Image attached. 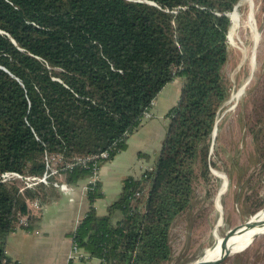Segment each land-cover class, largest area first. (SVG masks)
Returning a JSON list of instances; mask_svg holds the SVG:
<instances>
[{
  "label": "trees",
  "instance_id": "1",
  "mask_svg": "<svg viewBox=\"0 0 264 264\" xmlns=\"http://www.w3.org/2000/svg\"><path fill=\"white\" fill-rule=\"evenodd\" d=\"M240 1L0 0V264H20L7 254V238L18 226L34 228L60 199L55 181L84 179L89 207L69 233L82 255L69 264L171 259V227L192 204L198 168L214 177L212 135L229 97V13ZM177 77L181 94L167 113L157 160L124 177L99 213L96 201L105 192L100 178L89 180L94 168L127 147ZM104 151L107 157L88 165L64 167ZM53 153L64 161L49 182L3 179L8 171L43 175Z\"/></svg>",
  "mask_w": 264,
  "mask_h": 264
},
{
  "label": "rangeland",
  "instance_id": "2",
  "mask_svg": "<svg viewBox=\"0 0 264 264\" xmlns=\"http://www.w3.org/2000/svg\"><path fill=\"white\" fill-rule=\"evenodd\" d=\"M253 5L260 34L257 43L245 25L250 0H241L233 9H237L242 26L234 31L232 22L229 32L233 38L228 36L230 53L223 69L229 97L218 113L210 150L216 163L212 168L228 177L229 186L220 196V208L217 199L223 177L212 172L213 178H205L198 168L192 204L171 227L173 252L164 264H191L219 245L221 238H235L244 223L264 207V0H253ZM245 245L219 264H264V232Z\"/></svg>",
  "mask_w": 264,
  "mask_h": 264
},
{
  "label": "crops",
  "instance_id": "3",
  "mask_svg": "<svg viewBox=\"0 0 264 264\" xmlns=\"http://www.w3.org/2000/svg\"><path fill=\"white\" fill-rule=\"evenodd\" d=\"M181 89L178 77L165 85L154 101L152 115L129 136L127 147L102 165L100 179L105 197L96 201L99 213L107 212L108 204L122 188L124 177L139 176L157 160L169 123L167 113L178 102ZM87 182L84 179L69 184L72 188L67 191L58 187L60 199L42 210L34 228L18 226L9 234L6 250L12 260L20 264H69L73 247L69 233L89 207Z\"/></svg>",
  "mask_w": 264,
  "mask_h": 264
},
{
  "label": "bare ground",
  "instance_id": "4",
  "mask_svg": "<svg viewBox=\"0 0 264 264\" xmlns=\"http://www.w3.org/2000/svg\"><path fill=\"white\" fill-rule=\"evenodd\" d=\"M250 5H251V8H250L245 25L247 28H249L252 31L254 40L257 43L258 38L260 37L259 36L260 34L257 28L256 14H255V8L253 5V0H250ZM231 17H232V22H233L232 30L235 31L236 29L242 26L241 18H240V15L237 9L231 12ZM232 35L233 33H230L229 36L232 37ZM252 53L254 54V51ZM252 59L254 61L253 64L255 65L256 58L254 55L252 56ZM242 92L243 90L241 89L238 95H240ZM215 173L223 177L224 181H223L222 189L220 190V191H223V189H225L226 187L227 177L224 175L223 172L218 171L216 169H215ZM217 202H218L219 207L221 208L222 203H221V199L219 195H218ZM261 232H264V207L255 217H253L252 219L244 223V225L240 228L238 232L239 234L235 238L233 239L221 238V243L219 245L217 244H216L217 246L214 245L213 247L216 246L214 249L203 254L202 257L193 261L191 264H213L216 261L226 258L228 255L233 253V251L237 250L239 247L245 244H246L245 246L249 245L254 240V238Z\"/></svg>",
  "mask_w": 264,
  "mask_h": 264
},
{
  "label": "built area",
  "instance_id": "5",
  "mask_svg": "<svg viewBox=\"0 0 264 264\" xmlns=\"http://www.w3.org/2000/svg\"><path fill=\"white\" fill-rule=\"evenodd\" d=\"M151 115L150 112L145 113V118L149 117ZM108 152L104 151L100 154H92V155H87V156H76L74 157L71 161H65V168H73L74 165L76 164H83V165H88V162L91 160H95L99 157H107ZM46 170L41 176H24L21 173L18 172H5L2 174L3 179L9 178L11 176H16L20 178H25L27 180L28 186H32L36 184L38 181H43V182H49V176L58 173V164L60 162H63V156L59 153H53V154H46ZM100 172H101V167L98 165L94 168L93 174L90 176L89 180L94 181L98 178H100ZM55 185L59 187L61 190H69L72 188L66 181L61 180V181H55ZM33 205L38 206L39 205V200L36 199L33 202ZM21 223L27 224V217H23L21 219ZM81 253L79 251V248L77 247L76 243H73L72 251L69 255V260L70 259H80Z\"/></svg>",
  "mask_w": 264,
  "mask_h": 264
},
{
  "label": "water",
  "instance_id": "6",
  "mask_svg": "<svg viewBox=\"0 0 264 264\" xmlns=\"http://www.w3.org/2000/svg\"><path fill=\"white\" fill-rule=\"evenodd\" d=\"M235 8H237V5L235 6ZM235 8H234V9H235ZM229 15H230V17H231V12L229 13ZM231 19H232V17H231ZM228 36H229V34H228ZM253 74H254V70L252 71L249 80L253 77ZM249 80H248V81H249ZM247 83H248V82H246V83L241 87L242 90L246 87ZM232 98H233V95H232ZM238 98H239V97H238ZM238 98H237V99H238ZM217 126H218V118H217L216 121H215V126H214V130H213V135H212V149H213V147H214V143H215V137H216V132H217ZM211 171H212L214 174H216V173H215V170L212 168V166H211ZM228 186H229V179H228V177H227L226 187H225V189H224L223 191L219 192V196H221V195L225 192V190H226V188H228ZM216 239H217V235L215 236V241H216ZM215 241H214V242H215ZM214 242H213V244H214ZM224 259H225V258H223V259H221V260H219V261H216V262H214L213 264H219V263H221Z\"/></svg>",
  "mask_w": 264,
  "mask_h": 264
}]
</instances>
